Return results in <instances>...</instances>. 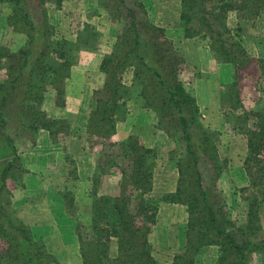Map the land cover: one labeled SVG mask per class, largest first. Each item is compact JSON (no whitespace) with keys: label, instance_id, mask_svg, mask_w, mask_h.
<instances>
[{"label":"trees","instance_id":"trees-1","mask_svg":"<svg viewBox=\"0 0 264 264\" xmlns=\"http://www.w3.org/2000/svg\"><path fill=\"white\" fill-rule=\"evenodd\" d=\"M66 1L70 0H0L10 10L2 19L4 25L12 29L14 37L25 40L13 52L9 46L0 48V63L9 53L14 57L4 70L5 78L0 80V160L10 159L0 173V195L9 181L18 182L23 188L28 172L18 154L20 142L12 134L31 140V144H35L43 130L50 134L54 144H64L63 138L71 134L70 120L60 114L50 117L43 105L47 94L55 93L53 107L66 109L70 88L73 92L79 88L71 70L84 52L97 50L98 36L92 27L86 26L76 40L59 37L56 28L45 21L44 42L36 45L31 18L34 8L47 12L46 5H53L60 10ZM99 1L108 9L105 0ZM137 4L146 11L143 4ZM119 10L118 7L116 21ZM263 12L264 0H181L184 38L203 42L216 64L234 68L233 81L220 82L218 99L221 106L233 104L241 110L231 128L247 141L243 168L251 178V188L257 192L245 224L236 228L230 222L228 210L225 211L221 194L212 189L216 185L205 186L201 170L203 165L209 166L215 182L231 173L228 146L220 142V132L202 124L197 98L182 80L185 73L189 75L190 85L201 80L203 63L196 60L188 68L182 53L165 38L164 29L153 24L148 15L140 20L134 9H129L130 22L118 32L112 48L100 60L103 86L93 92L90 116L84 125L90 152H99L91 190L86 196L90 200L88 211L78 210L75 192H59L67 215L77 225L82 264H161L150 242L160 208L147 199L153 190L159 159L157 147L147 144L154 135H143L142 129L148 127L140 124L125 140H115L119 123L130 120L134 123L136 117L132 116L142 112L156 117L152 129L168 135L175 143L185 144L182 154H178L177 148L168 152L169 163H174L178 170L177 187L161 198L164 204L183 206L187 213L185 238L172 264H200L202 250L212 246L218 247L217 264H264V106H260L264 100V59L252 58L240 39V28L232 29L227 23L229 13L252 22ZM149 48L154 53L153 58L147 59L140 50L147 53ZM247 68L252 69L248 74L251 80L243 84L239 78ZM128 72L133 73L130 85L126 82ZM246 87L252 96L251 100L243 101ZM249 101L256 103V110L243 108ZM8 108H15L19 121L11 131ZM71 158H68L70 162ZM225 167L229 169L227 172ZM114 169L120 173L119 194L99 195L102 179ZM69 172L78 185L76 167ZM1 201L0 263L60 264L46 237L36 235L14 209H8ZM112 214L116 222L111 221ZM4 219L6 222L2 223Z\"/></svg>","mask_w":264,"mask_h":264},{"label":"rangeland","instance_id":"rangeland-1","mask_svg":"<svg viewBox=\"0 0 264 264\" xmlns=\"http://www.w3.org/2000/svg\"><path fill=\"white\" fill-rule=\"evenodd\" d=\"M105 3H107L108 9L102 7L99 0H70L66 1L62 6L63 8L60 10L54 9L53 5H46L45 8H47V12H44L41 8H34L31 11V18L35 30L34 34L36 33L37 35V39L35 40L36 45H40L41 42H44L42 38V31L44 28V22L46 21L48 24L56 28L59 37L70 40H76L78 34L82 32L86 26L92 27L98 36L96 41L97 50L95 52H84L83 56L80 58V62L71 70L72 77L79 81L78 85L80 86L81 91L80 96L83 97V100H77L81 98L80 96L71 100V98L69 99L70 96L67 94L66 109L57 110L55 107H53L54 101L56 100L55 93H48L45 99L43 110L47 112L50 117H55L56 115L60 114L61 117H67V120H70L71 122L72 131L69 136H65L63 138L64 144H54L50 134L44 130L39 132V135L35 139V144H31L32 141L29 139L17 138L19 135L12 134L11 137L17 140V142H20L18 145V152H20L19 155H32L28 160L37 161L40 158L38 154L47 155L53 147L57 146L62 149V153L61 157L57 159V162L50 161L49 159L42 160L41 163L44 162V164H40V167H38L36 170L34 169L35 171L32 173L26 169L28 171L26 173V175L28 174L26 176L27 179L32 180H29L26 183L27 186L25 185L24 188H21V185L18 184V182L13 183L9 181L7 188L3 189L0 195V200H2L1 202L4 203V206L8 209H14L19 219L30 226L34 233L39 232V230L45 226L47 227V225L44 224H42L44 226H40L41 222H38L37 225L34 224L36 211L45 208L47 209L48 214L52 215V212L49 208L36 205V202L39 198H42L43 195L47 198L49 197L48 199L51 200H55V198L61 200L59 195V192L61 191L59 190L66 187L63 184L74 183V179L70 176L69 171L73 170L75 166L77 169L78 180L80 178L79 173H83L82 164L78 161L76 156H78L77 154L84 153L83 143L85 144L88 142L86 135L84 133L81 135L82 132H84V126L82 128L80 127L81 129L77 128H79V124H81L82 120H84L83 113H81L83 108L89 107V112H91L92 108L93 100L90 98V96H92V91L89 90L90 82H87V78L91 77L92 79L93 76H96V67H94V72V70L91 68V64L88 65V63L93 59L101 60L102 57L110 51L113 44L115 43V38L118 32H120L122 28L130 22V16L128 15L129 9H134L135 15L140 20L142 18L145 20V17L148 15L149 20L153 24L164 29L165 38L168 41L174 43L177 50L182 53L183 57L189 64L188 68L194 66L193 63L196 60H200V62L203 63L204 76L198 84L197 81L193 85H190L188 82L189 75H187V73L184 74V78L182 80L186 88L191 91L192 94H194L195 91L199 94V96H196V94H194V96L197 98L199 118L202 124L213 132H220V142L225 144V146H228V155L227 150L224 149V151L229 158V169L231 170V173L225 174L223 178L215 182V179H212L210 167L203 165L201 170L203 173V178L205 179L204 183L207 187L216 185V188L213 187L212 189L215 190L216 194H221L224 204L226 205L225 211L227 212L228 210V216L231 220L230 222H232L236 228L241 227L245 224L249 206L256 199L257 195L256 190L252 189L250 186L251 178L243 168L244 160L247 154V141L242 138L238 132L236 135L234 130L231 128L232 124L236 122L237 118H239L237 114H239V112L241 114V110L235 109L236 106L233 104L221 106V104L219 105V103L217 104L215 101V96H218L217 83L221 82V80H223V83L232 82L234 79V68L232 66H227L226 64H221L222 67L218 68L220 65L215 63L211 52L204 48V45L202 44L203 42H195L193 40L184 38V31L181 27L180 21L181 0H124V3H120V0H105ZM137 3L143 4L146 11H142ZM177 3L179 7L177 6ZM118 7L120 8L118 17L119 21H116V9ZM111 10H113V13H109ZM9 12L10 10L8 6L0 4V48L2 46H9L13 52L20 46H23L25 44V40L24 38L20 39L14 37L12 35V29L4 25L2 19L3 17H6ZM43 12L46 13L45 20L43 17ZM114 14L116 17L113 16ZM177 23L178 29L176 25ZM227 23L232 29H237V27L240 28V39L247 47V50L252 58L264 59V12L252 22L241 19L235 13H229ZM168 25H172V27L168 29ZM151 49L149 48L147 53H145L143 49L140 50V52L145 54L147 59H149L148 57L153 58L154 51L152 52ZM13 58L14 57L12 53H9V55L6 56V59L1 61L0 80L5 78L6 73L4 70L13 60ZM250 70L252 71L250 68L242 70L239 79L240 81L243 80V84H247L248 82L250 83L251 78L248 76V74L251 72ZM132 76L133 73L128 72L126 82L129 85L133 80ZM223 76H228V79H223ZM101 86H103V84H101ZM251 96L252 95L249 87H246L245 92L242 94L243 101H245L246 98H250L251 100ZM250 102L251 101L246 103V107L243 108L246 109V111H251L253 108L256 110V103L252 104V102ZM260 106H264V100L260 102ZM14 109L15 108L6 109V115H10V131L13 130L15 126H17V122H19L16 120V110L14 111ZM132 117H136L137 120L139 119L138 124H136L137 127L140 124L143 125V121H153V126H155L157 123L156 117L153 113L146 115L140 114ZM79 118H81L80 121ZM85 119H87V115ZM126 123H128V121ZM130 123L133 122L130 120L128 124ZM142 130L143 135H154V137L151 138L147 144L149 147H157L159 154L157 166L154 170L153 190L147 196V199L149 198L150 202L159 206L160 208L158 224L156 226V237L154 239V252L161 264H172L174 256L180 251V245L185 238L184 233L187 224V213L183 206L164 204L161 202V198L165 194L171 193L166 192V190L172 188L175 185L177 181L176 176L178 175V170L176 169L175 165H173L174 163H169L168 160L163 158L165 156V152H167V144H164L162 137L168 135H165L156 129H152L151 127L143 128ZM75 131L77 135H75ZM134 131L131 133L128 132L126 137L130 134H133ZM75 136H83V141H80L81 137L74 140L73 138ZM169 140L171 139L169 138ZM70 141L73 143L68 144ZM50 142L51 146L53 145L52 148L50 146ZM80 143L82 144V147ZM171 145V149H178V154H182L185 151V144L184 142L182 143V141L175 143L171 140ZM77 147L82 152L77 153L75 151ZM86 148L88 147L86 146ZM69 157H72L71 162L68 160ZM7 160L8 159L4 161L6 162ZM54 162H56L57 165L53 164ZM0 165L3 168L4 163L0 162ZM79 165L81 167H79ZM38 169L41 170L38 171ZM224 170L227 172V167H225ZM1 172L2 169H0V173ZM111 175L120 177L118 169H114ZM53 179H55V183ZM106 179V176L102 179L103 185H101V191L99 195L106 194L105 189L110 186L109 180L106 182ZM36 180L40 181L35 182ZM81 181L82 180L80 179L79 182ZM112 181L116 182V187L120 191V180ZM25 182L26 180L22 184ZM51 186H58L59 189L57 191L59 192L55 191L56 189H51L48 192V189ZM83 188L84 187H81V193L83 191V194L81 195L85 196ZM89 189L91 190L90 187ZM89 189L87 192H90ZM74 196L77 197L76 203L79 204L78 210H82L84 212L88 211L89 202L81 200L82 196L79 197V194L77 193H74ZM257 197L259 198V196ZM54 211L58 214L57 209H54ZM64 214H67L66 209ZM85 218L86 216L84 218L82 217L80 221H83ZM110 218L111 221L116 222L117 218L114 214H112ZM56 221L58 223L48 224L49 232L52 233V226L54 229L51 235L49 234L46 236V240L48 241L54 254L56 253L55 255H59V260L62 264H82L78 249V237L76 232L74 238L71 237L69 239L67 235L72 233V228H75L76 231V223L69 215H67V218L56 217ZM5 222V219L2 220V223ZM262 222L264 226V211L262 215ZM36 227L39 228L36 229ZM70 228L71 231H69ZM3 244V247L6 248V243L3 242ZM217 258L218 247H207L202 250L199 256V262L200 264H217Z\"/></svg>","mask_w":264,"mask_h":264},{"label":"crops","instance_id":"crops-1","mask_svg":"<svg viewBox=\"0 0 264 264\" xmlns=\"http://www.w3.org/2000/svg\"><path fill=\"white\" fill-rule=\"evenodd\" d=\"M179 2V1H178ZM177 6L179 7V5H178V3H177ZM159 9V8H158ZM177 25V29H178V23L176 24ZM172 27V25L171 26H169L168 25V29H170ZM167 34H168V32H167ZM169 35V34H168ZM185 43H187V42H185ZM94 60H96V59H93V60H91L89 63H88V65H90L91 64V68L94 70V67H96V76H93L92 77V79H91V77H89V78H87V82H90V84H89V90H91L92 92H91V95L93 96V92H94V90H96L100 85H101V75H100V72H99V64H100V60L99 59H97L96 61H94ZM92 61H94V62H92ZM217 66V65H216ZM228 66V65H227ZM219 67H222V65H220V66H218V68ZM94 72H95V70H94ZM228 76H223V79H225V80H227L228 78H227ZM74 78V77H73ZM219 78V77H218ZM74 79H76V78H74ZM202 80V79H201ZM201 80H199L198 82H197V84L201 81ZM218 80V79H217ZM220 80V79H219ZM221 81H223V80H221ZM78 83H79V81H78ZM219 85H220V82L219 83H217V89H218V91H219ZM78 89H77V91L76 92H73V89L72 88H70L71 90H69V92H68V95L70 96L69 97V99L71 98V100H73V99H76L77 97H79L80 96V94H81V91H80V86L78 85ZM218 91H217V93H218ZM194 94H196V96H199V94H198V92H194ZM73 95H75V96H73ZM92 96H90V98H92ZM81 97V96H80ZM77 100H83V97H81L80 99H77ZM198 100H199V97H198ZM215 101L217 102V104L219 103V99H218V96H215ZM199 102H200V100H199ZM203 102V101H202ZM220 105V104H219ZM86 109H87V112H86ZM90 111V109H89V107H87V108H83V110L81 111V113H83V117H84V120H82V123L81 124H79L80 126H79V128H77V129H81L85 124H86V122H87V119H88V116H89V112ZM142 114L143 115H146L145 114V112H142ZM147 114H149V113H147ZM86 115H87V119H85V117H86ZM139 115V114H138ZM81 120V118H79V121ZM143 121V120H142ZM130 121H128V123H129ZM138 122H139V119L137 120V118H136V121H135V123H130V124H128V123H124V122H122V123H120L119 125H118V132H117V135H116V137H115V140L117 141V142H121V141H123V140H125L127 137H126V134H128V132H133L134 130L136 131V128H138L137 126H136V124H138ZM152 123H153V121H143V125H145V126H147V127H153V125H152ZM130 126H131V128H130ZM81 127V128H80ZM83 130H84V127H83ZM134 131V132H135ZM75 133H76V131H75ZM83 133L84 132H82V134L81 135H83ZM85 134V133H84ZM74 135V134H73ZM75 135H77V133L75 134ZM79 137H81V136H79ZM79 137H74L73 139L74 140H76V139H78ZM83 137V136H82ZM82 137L80 138V141H83V139H82ZM166 137V138H165ZM163 138V141H164V144H167V152H165V156L163 157V158H165L166 160H168V157H167V155H168V152H170L172 149H171V147H172V145H171V140H169V138H168V136H163L162 137ZM72 139V140H73ZM166 139H167V143H166ZM71 140V141H72ZM68 142V144H72L73 142ZM81 144V143H80ZM169 144V145H168ZM88 147V148H86V146ZM50 146H51V142H50ZM53 146V145H52ZM52 146H51V148H52ZM81 147H82V144H81ZM83 149H84V153H82V154H77L78 156H76L75 154V156L77 157V159H78V161L82 164V167H83V173H79V180L81 179L82 181L81 182H79V184L77 185H75V183H72V184H63L64 186H66V187H64V188H61L59 191H63V190H68V191H71V192H75V194L77 193V194H79V197H81L82 195L81 194H83V191H82V193H81V187H84L83 188V190H84V193H85V196H82L81 198V200H83V201H90L88 198H86V196L88 195V193L89 192H87L88 191V189H89V187L91 188V186H92V179H93V177H94V175H95V171H96V166H97V154H99V152H90V146H89V143H83ZM75 151L77 152V153H79V152H82V151H80V149L77 147L76 149H75ZM94 151H97V149L96 150H94ZM20 152H18V154H19ZM61 153H62V149L59 147V146H57V147H53L51 150H50V152H49V154H47V155H43V154H38V156L40 157L39 158V160H37V161H32V160H28V159H30L31 158V156L32 155H30V156H22V155H19L20 157H21V163L23 164V166L27 169V170H29V172H33V171H35L38 167H40L39 165L40 164H44V162L43 163H41L42 162V160H50V161H56L57 162V159H59L60 157H61ZM164 159V160H165ZM4 160H6V159H3V160H0V162H3L4 163V166H3V168L1 167V165H0V169H4V167L7 165L6 163H5V161ZM10 159H8L7 161H9ZM30 161V162H29ZM160 161H162V160H160ZM32 162H34V163H32ZM56 162H54L53 164H56ZM166 162H168V161H166ZM6 164V165H5ZM49 164V163H48ZM57 165V164H56ZM79 167H81L80 165H79ZM35 169V170H34ZM41 169H38V171H40ZM86 172V173H85ZM28 175V174H27ZM27 175H25L24 176V181L26 180V182L24 183V187H25V185L27 186V182L29 181V180H32V179H27ZM66 176H68V175H66ZM111 176V177H110ZM110 176H108V177H106L107 179H106V182H108V180H109V183H110V186L107 188V189H105V193L106 194H109V195H113V196H116V195H118L119 193V190L117 189V187H116V182H114V181H112V180H115V181H118V180H120V177H118V176H112V175H110ZM83 177H86V178H83ZM37 178V177H36ZM176 178H177V180H178V175L176 176ZM54 180V183H55V179H53ZM40 180H36L35 182H39ZM114 185H115V187H114ZM23 187V188H24ZM37 187H38V185H37ZM176 187H177V181H176V183H175V185L172 187V188H170V189H168V190H166V192H174L175 190H176ZM51 189H56L55 191H57L59 188H58V186H51L49 189H48V192H49V190H51ZM90 190V189H89ZM59 191H57V192H59ZM104 191V190H103ZM165 193V192H164ZM47 194V193H46ZM49 198V197H48ZM47 197H45L44 195H43V197L42 198H39L38 199V201L36 202V205H40V206H44V207H46V208H49L50 210H51V212H52V215H50V214H48V212H47V209H45V208H42V209H40L39 211H36L35 212V218H34V224L35 225H37L38 224V222H41V224H40V226H44V225H47V227L45 226V227H43V228H41L40 230H39V232H35V234L36 235H39V236H43V237H46L47 235H51L52 233H53V229H54V227L52 226V233L51 232H49V230H48V227H49V225L48 224H50V223H53V224H56V223H58L57 221H56V217H60V218H67V214L65 215L64 214V212H65V207H64V205H63V203L61 202V200L60 199H56L55 198V200H51V199H48ZM79 199V198H78ZM148 200H150L149 198H148ZM54 209H57V212H58V214L54 211ZM53 217V218H52ZM42 224H44V225H42ZM157 226V225H156ZM156 226L153 228V231H152V233H151V235H150V242H151V244L153 245V247H154V239H155V237H156ZM71 227V226H70ZM39 227H36V229H38ZM34 229H35V227H34ZM73 229V231H72V233H70V234H67L68 235V238L70 239L71 237L72 238H74L75 237V228H72ZM69 231H71V228L69 229ZM62 234H63V232H62ZM152 240H153V243H152ZM56 254V253H55ZM80 254V253H79ZM58 258H59V255L57 256ZM81 257V256H80ZM81 262H82V260H81ZM59 263H60V260H59ZM60 264H62V263H60ZM66 264V263H65Z\"/></svg>","mask_w":264,"mask_h":264}]
</instances>
